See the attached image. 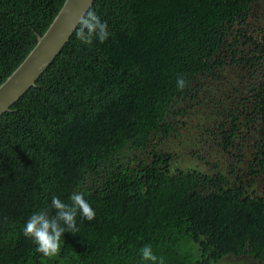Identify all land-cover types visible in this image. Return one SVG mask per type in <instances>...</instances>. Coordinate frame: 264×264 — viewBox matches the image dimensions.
Segmentation results:
<instances>
[{
  "label": "trees",
  "instance_id": "1",
  "mask_svg": "<svg viewBox=\"0 0 264 264\" xmlns=\"http://www.w3.org/2000/svg\"><path fill=\"white\" fill-rule=\"evenodd\" d=\"M63 2L0 0V84ZM89 10L109 38L84 45L77 25L0 115V264H264V0H94ZM198 108L224 150L257 121L245 166L240 152L224 171L172 164L159 145ZM73 191L95 216L77 215L78 232L44 257L21 229Z\"/></svg>",
  "mask_w": 264,
  "mask_h": 264
},
{
  "label": "clouds",
  "instance_id": "2",
  "mask_svg": "<svg viewBox=\"0 0 264 264\" xmlns=\"http://www.w3.org/2000/svg\"><path fill=\"white\" fill-rule=\"evenodd\" d=\"M75 34L84 45H91L94 40L103 43L110 35L107 22L102 21L94 10L87 11L79 18ZM176 84L178 88H183L185 81L183 78H177ZM68 201L70 202L53 196L51 207L55 209V215L50 216L47 210H37L28 217L21 229L23 235L30 237L36 245L35 251L44 257H53L58 253L65 232H78L77 215L88 221L93 220L95 216L93 207L84 199L83 193L73 191L68 196ZM141 255L146 261L158 260L150 245L142 247ZM159 264H163L162 258Z\"/></svg>",
  "mask_w": 264,
  "mask_h": 264
},
{
  "label": "rangeland",
  "instance_id": "3",
  "mask_svg": "<svg viewBox=\"0 0 264 264\" xmlns=\"http://www.w3.org/2000/svg\"><path fill=\"white\" fill-rule=\"evenodd\" d=\"M229 74L227 79L235 82L234 86H242V89H246L243 84L239 85L238 76L235 78L231 72ZM225 85L231 89L234 87L226 83ZM223 98L219 93L217 100H223ZM204 113V110L198 108V113L193 115L191 121H187L186 127L178 129L176 133L165 138L159 145L161 149L173 154L172 164L181 168L196 167L202 170H211V165L217 163L224 171L230 164L235 165L238 162V157L235 158V154L240 152L244 161L238 163L241 167L245 166V163L252 158L254 152L253 144L257 138L255 132L257 121L255 120L251 124L252 128L248 132L242 127L239 135L235 137L234 144L224 150L220 144L221 136L218 132L214 135L203 133L204 127L211 126V119ZM199 156L203 158H199ZM256 186H258V183Z\"/></svg>",
  "mask_w": 264,
  "mask_h": 264
},
{
  "label": "water",
  "instance_id": "4",
  "mask_svg": "<svg viewBox=\"0 0 264 264\" xmlns=\"http://www.w3.org/2000/svg\"><path fill=\"white\" fill-rule=\"evenodd\" d=\"M94 0H64L59 11L36 44L0 84V115L9 109L60 52Z\"/></svg>",
  "mask_w": 264,
  "mask_h": 264
}]
</instances>
